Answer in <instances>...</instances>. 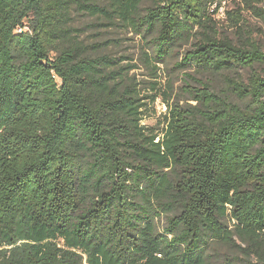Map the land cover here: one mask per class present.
<instances>
[{
    "label": "trees",
    "instance_id": "trees-1",
    "mask_svg": "<svg viewBox=\"0 0 264 264\" xmlns=\"http://www.w3.org/2000/svg\"><path fill=\"white\" fill-rule=\"evenodd\" d=\"M226 1L0 0V264H264V0H233L237 39ZM75 10L179 57L160 132Z\"/></svg>",
    "mask_w": 264,
    "mask_h": 264
},
{
    "label": "rangeland",
    "instance_id": "rangeland-1",
    "mask_svg": "<svg viewBox=\"0 0 264 264\" xmlns=\"http://www.w3.org/2000/svg\"><path fill=\"white\" fill-rule=\"evenodd\" d=\"M236 2L228 0L223 2L222 8L215 17L218 23V29L233 39H237L236 28L233 26L232 21L228 20L227 11H232L236 7ZM264 8V2L262 4ZM75 22L74 26L80 30L81 40L85 41L89 45H98V43H105L102 48L105 55L117 59L122 66L131 67L129 77L134 79L138 83L140 89V96L146 98L144 103L147 106L143 109L144 120L142 125L160 132L163 129V116L166 113L167 106L164 103V93L169 91V94H173L174 97H178L182 101H187L188 96H185L181 87L184 85V76L179 75V72L174 70L176 63L181 61L179 57H175L169 63L159 64L154 63L152 67H149L146 63V55L143 54L144 40L137 36L132 31H127L121 28L101 27L100 20L94 17L74 12ZM244 30L248 32L247 37L253 41L259 42L264 48V19L258 18L251 13L244 14L243 21ZM27 28L23 29L26 31ZM255 69L258 72H264V64L257 65ZM250 70H234L224 73L225 75L234 78L247 79L250 75ZM222 78H218L216 81L219 83ZM173 82L174 91L169 89L170 83ZM220 89L223 88V84H218ZM157 88L156 91L153 89ZM160 95L156 101H153V97Z\"/></svg>",
    "mask_w": 264,
    "mask_h": 264
}]
</instances>
